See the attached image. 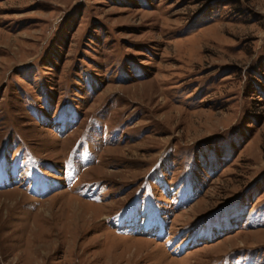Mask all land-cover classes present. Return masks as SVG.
<instances>
[{"label":"rangeland","instance_id":"rangeland-1","mask_svg":"<svg viewBox=\"0 0 264 264\" xmlns=\"http://www.w3.org/2000/svg\"><path fill=\"white\" fill-rule=\"evenodd\" d=\"M0 264H264V0H0Z\"/></svg>","mask_w":264,"mask_h":264}]
</instances>
